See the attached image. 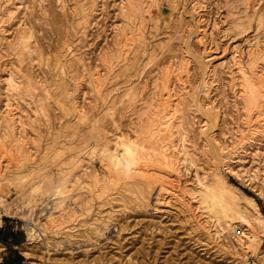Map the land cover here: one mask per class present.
Segmentation results:
<instances>
[{
	"label": "rangeland",
	"instance_id": "obj_1",
	"mask_svg": "<svg viewBox=\"0 0 264 264\" xmlns=\"http://www.w3.org/2000/svg\"><path fill=\"white\" fill-rule=\"evenodd\" d=\"M77 1L80 5L82 2L87 3V0H84L85 2L83 0H0V12L3 10L0 13V19H2L0 21L3 24L0 25V91L2 90L0 92V109H3V103L6 101L3 94H6L7 98L9 96L8 102L11 100L10 102L15 116L17 118L18 116L19 118L24 116L23 118L26 120L18 118L17 120H20L23 126H17L20 128L27 126L24 127L26 130L21 129L26 134L25 136L30 143V147H32V152L35 150L33 157L37 160L42 155L50 154L49 156L52 159L49 158L47 167L49 172H53L54 175L52 177L48 176V178L45 173L43 174L45 169L39 171L33 170L31 173L28 172L31 168L26 164L27 159L23 157L26 156L27 158V151H12L11 160H9L10 169L15 173L18 172L23 177V180L25 178L26 180L22 182L24 185L22 184L23 186L21 185L20 187H17L10 180L8 181L9 186L7 190L8 194H6V203L11 209H9L11 212L5 213L3 209L0 210L2 212L0 231H10L11 229L16 231L18 239L21 241L18 249L24 256L25 264H32L33 260H35L34 262L42 264L45 256L47 257V264H254V261H259L258 256L262 258L264 254V231L261 233L259 231L261 244L258 250L255 253L249 250L244 255L231 229H226V232L223 231L221 236L220 234H213V226L209 227V223L205 222V216L200 215V211L197 209L198 207L195 208L197 206V204L195 205V199H190L187 197L188 195H185L187 197L184 196L187 205L185 204L186 206L184 205L182 207L183 204L180 206L181 202L179 201V204L178 201L172 199L173 197L171 199L169 197H167L168 199H163L161 195H157L156 192L158 190L156 185V189L153 188V193L150 194L149 204L145 207L143 202L146 199L142 198L149 189L143 185L141 186L142 190L138 188L139 186H136L137 188L135 189L133 185L135 194L131 189L132 187L120 184L122 186L114 187L115 191L113 189L112 191L109 190L106 193V196L108 194L107 197L104 194L103 197L93 201L91 205L84 204L81 196L77 194L78 190H75L74 199L76 203L78 202V205L73 204L71 201L68 207L72 210L69 211L67 207L69 214L72 213L73 216L69 215V217L68 213L64 214V211L62 213L64 216L55 215L60 226L70 225V227H74L72 228L73 230L68 232L70 235L67 232H63L64 229L61 230V233H51L48 236L49 238L47 237L48 243L50 244L48 245L47 252L42 240H27L28 230L31 228L37 230L38 223L51 210L59 213L58 208L54 209L53 207L57 195L55 187L51 188L52 185L49 186L48 183L51 181L55 185L60 168L62 167H68L73 171L75 170L74 173L78 172L79 167L76 166V163H73L75 159L72 160L73 162L71 164L67 154H82L88 149L91 150V147H95L96 138L94 135L92 137L90 133L92 123H94L93 125H99V129L102 128V131L100 130L101 135L103 133L107 137L109 136L108 138H112L114 136L113 134H118L121 131L127 132L128 134L134 133L133 127L135 124L133 123L134 121L136 122V117L135 115H128L130 112H127L125 107L128 104V102L126 103L128 93L126 94L127 96L123 95L129 92L126 90L127 88L130 90L131 86L137 84L135 89H133L135 91L133 95H137L135 97V101H137L136 105H138L137 108H140L139 111L142 113L144 108L148 106V102L151 101L154 103L156 101L152 100L157 95L159 84H157V87L154 84L160 79L159 75L163 67L165 68V64L168 65L173 60L177 64L181 59L184 60V62L182 60V62H179L183 66L181 67V64L178 63L180 65L178 67L179 70H184L185 68L188 70V72H185L188 76L182 71V76H186L185 79L183 77L184 82H190L189 86L187 85V89L195 92L193 96L195 94L198 95L194 97L196 99L199 98V104L203 106L208 105L209 107L212 105L217 110L219 109V117L215 123V127H211L214 134H211L217 138L216 141L218 139L221 140L218 143L220 142L222 145H226L231 143L232 135L230 133L232 134L239 123L240 117L238 109L242 104V99L239 96L240 86L237 84L240 82V78H238L240 67L237 65V60H241L243 65L247 67L249 65L250 67V64L252 65L251 60H254L255 54L257 55L256 61L264 56V52L262 51L264 50V0H199L201 7L198 10L199 15L195 14V16L191 15L192 13L189 9L191 0H146L147 2L144 3L143 11L147 9L149 12L144 11V20L139 15V11L130 12L131 10L128 8L127 0H94L95 2L88 0V3H93V5H90V10L93 11L94 6L96 8L88 16L89 21L87 19L86 27L83 31L81 29L83 33H78L79 27L76 25L79 23L77 20L81 19L79 12H76L79 10ZM146 4L148 5L146 6ZM3 6L7 8L5 7L3 9ZM126 9L128 10L127 13H125L127 11ZM129 14L131 18L128 16ZM258 17H261L262 20L258 19ZM134 26L135 28L144 27L145 36L148 40L145 39L148 48L146 47V50L145 46L138 45L137 41H131L132 44L130 46H133H129L130 51L127 54L124 53L125 55L122 56L123 53H120V47L123 46L122 41L125 43L130 40L127 39V35L133 34V31L131 32L129 30L130 27L134 30ZM202 26L205 29L199 32L200 30H197L196 27L202 29ZM190 30L192 31L190 32ZM139 31L141 30L136 32ZM203 31H205V34ZM20 36L21 38H19ZM129 37L135 38V36ZM23 39L26 42L29 41L27 42L28 45H26L27 50L26 48L23 49L24 47H20ZM65 40H67L66 42L72 43L71 47L73 50V55L70 54L65 58L70 59L69 61L68 59L67 61L65 60L66 69L62 73H65V76H62H64L63 80L67 84V92H65V96L67 95L66 99L63 97L64 91L60 92L61 89L59 86V88L55 89V84H57L59 78L55 75L56 71H58L55 67V59L59 55L64 56L63 54L66 53L64 51L65 45H63L66 43ZM116 42L121 43L119 44L120 46ZM7 43L10 45L7 46ZM15 46L17 47L14 48ZM75 47L76 50H74ZM18 48L19 51L21 50L20 52ZM22 51L23 54L21 53ZM252 55H254L253 58ZM248 56L249 59L247 60ZM263 59L258 60L256 68V74L259 76L264 74ZM242 60H245L244 62L246 63L244 64ZM123 61L126 62V66L123 64ZM174 62L172 63L174 64ZM184 63L188 65L184 67ZM81 64L84 69L80 66ZM87 66L91 69H86ZM95 70L101 73L100 79L103 81L100 82L103 83L100 87L95 86L96 82H92L95 79L90 77ZM10 75L11 77L13 76L12 78L15 84L12 83L14 85L10 82L12 79L9 78ZM54 76L57 78V81H55L56 78ZM4 79L7 80L6 83L8 81L10 83L5 84ZM53 80L54 83H52ZM203 80L206 81L207 85H203ZM29 82L32 85H29ZM60 82L61 80H59ZM144 83L145 85H142ZM16 84L20 89L15 90L18 88ZM233 84L235 85L233 86ZM42 86H45L47 89ZM143 86L147 89H142V91L140 87L143 88ZM98 87L101 89H98ZM179 87H177L178 90L180 89ZM190 87L194 90H191ZM13 88L15 91H12ZM4 89L11 91L9 93ZM154 89L156 92H154ZM152 94L153 96L155 95L153 99ZM58 95H60V99H58ZM12 96L15 97L13 98ZM46 97H50L51 99L55 97L56 99L51 100ZM12 98H16V100ZM68 98L69 100L78 102V104L85 105L83 106L86 107V115L88 120H90L88 123L77 122L72 111L68 113V111L62 109L63 106H60L62 103L61 99L65 102ZM120 98L124 100L120 102ZM26 100H29L30 104L33 102L34 105L31 104V106L28 102L27 104ZM55 100L57 104L54 102ZM142 101H148L147 105L145 104L146 102L143 104ZM152 103L151 107L153 105ZM12 104H16L17 107L15 106V108ZM17 108L21 110L19 111ZM194 109V107L188 105L186 112L184 111L186 114L183 112V118L185 119H183V122L182 119L180 120L184 127L186 125L187 128L185 127V130H189V133L186 131L189 140L196 149L200 150L194 156L198 167L192 168L189 171V176L187 175L183 178L185 180L188 177L186 180L189 179L188 181L191 183L192 179L196 178V175L203 176L204 174V176L207 175L208 177L210 174V169L208 168L209 162L206 161L207 157L203 156L202 152L204 150L205 138L200 133L201 128L199 126L204 116H201V113ZM22 110L23 114L21 113ZM24 111L28 113L24 114ZM17 112L18 116L16 115ZM31 115L34 116L32 117ZM142 117H146V115L140 116L141 119ZM32 119L33 121L35 119V121L33 122ZM96 119H98L97 122ZM20 123L17 122V124ZM260 137L257 135L252 144L250 142H244L246 144L245 146L243 144V150L245 148L247 152H243V150L239 151V154H235L236 157H233L235 159L231 160L232 162L225 160L228 168H231L233 171L231 169L226 170L228 168L224 165L222 167V173L226 175L228 182L238 187L239 191L234 192V196L237 197L239 202L247 206V201L243 194L252 196L257 202L258 209L264 214V197L260 193L262 184L264 183V180L262 182L264 175L259 177L257 181L256 179L249 181L239 180L232 173L237 167H242V169L246 168L243 169L244 171L253 169V166L257 165V162H255L257 157L263 158L264 137ZM223 141L225 142L223 143ZM248 143L250 145H247ZM98 147L96 146V149ZM18 152L21 154L19 155ZM25 152L27 155L22 154ZM256 152L257 154H255ZM8 154L10 155V153ZM13 156L15 159L17 157L18 161L21 160L20 163H24L25 167L19 169L18 165L20 163L18 164L12 158ZM238 156L239 158L241 157V162H239L240 160L236 162ZM253 157L254 159H252ZM2 158L0 157V164L7 161L6 156L5 158L2 156ZM21 158H24L26 161L24 160V162ZM93 160L99 175L101 177L103 175L108 176L106 167L99 161L98 157ZM238 163H241V166ZM247 167L249 168L247 169ZM258 167L260 168V166ZM196 169L200 170L196 171ZM193 171L195 173L197 172V174ZM41 176L49 182L47 183L43 180V182L47 183H43V190L41 192H32L31 183L35 182L34 179L38 181L42 178ZM30 177L33 178L30 179ZM183 179L182 182H184ZM207 179L210 180V176ZM46 187L48 188L46 189ZM123 187L127 190H124ZM128 188H130L132 193ZM45 190L47 191L45 192ZM141 191H145L144 195H142L143 192L142 194L140 193ZM109 194L112 198H110ZM136 196L137 199L139 197V200L136 199ZM111 199L114 201H111ZM141 200L143 201L141 202ZM137 201L141 202V205ZM67 203H69V200ZM64 207L66 208V205ZM258 230H261V228ZM61 241L63 243L59 245ZM0 245H2V249L0 250L1 254L5 251V247L1 242ZM24 246L30 255L27 256L24 253L22 249ZM29 256H31L30 259L28 258Z\"/></svg>",
	"mask_w": 264,
	"mask_h": 264
},
{
	"label": "bare ground",
	"instance_id": "obj_2",
	"mask_svg": "<svg viewBox=\"0 0 264 264\" xmlns=\"http://www.w3.org/2000/svg\"><path fill=\"white\" fill-rule=\"evenodd\" d=\"M93 1L94 0H92V2ZM127 1H128V3H127L128 8H130V10H131L130 12L132 13V12L139 11V15H141L142 20H144L143 14H144L145 10L147 11V9H145L143 11V7H144V3H146L147 1L146 0H127ZM199 2H200L199 0H191L190 8H189L191 10V13H192L191 15H193V16H195V14L199 15L198 10L201 7L199 5L201 2L200 3ZM78 3H77V5L79 6V8H78L79 10L76 12H79V16L81 17V19L77 20L79 22L78 24H76V21H75V24L78 25L79 30L77 29V27H75V28L78 30V33H83L82 31L86 27L88 16L90 15L91 12L92 13L94 12L96 7L94 6L93 11L90 10V8H91L90 5L91 4L93 5V3H88V0H87V3L82 2L81 5H80V3L79 4ZM147 5L148 4H146V6ZM5 7L3 6V9ZM76 8H77V6H76ZM5 10H7V9H5ZM127 12H128V10L125 13H127ZM147 12H149V11H147ZM150 15H151V13H150ZM260 15H262V14H260ZM128 16H130V18H131L130 14ZM193 16H191V17H193ZM261 17L260 18L258 17V19L262 20ZM1 18H2V16H1ZM139 18H140V16H139ZM197 18H199V17H197ZM0 20H2V19H0ZM88 21H89V19H88ZM140 21H141V19H140ZM0 22H1L0 23V25H1L2 21H0ZM199 22H200V20H199ZM73 23H74V20H73ZM263 23H264V20H263ZM195 25H194V27H195ZM135 26H134V30H132L131 27L129 30L131 32L133 31L132 32L133 34L131 33L132 35H129V36H135V38L134 37L130 38L127 35V39L128 40L130 39V40L128 42H125V43H124V41H122L123 46L120 47V49H121L120 53L121 52L123 53V55L121 54L122 56L125 55L124 53L127 54L128 51H130L129 50L130 47L133 46V45L132 46H130V45L132 44L133 41L134 42L137 41L138 45L145 46V49L147 47L146 42L148 40L146 39V36H145V30L143 29L144 27H136L135 28ZM145 27H147V26H145ZM0 28H1V26H0ZM137 28H138V30H141V31L136 32V31H138ZM81 29H82V31H81ZM196 29L200 30L199 32H201V30H204L205 28H203V26H202V29L200 27H196ZM73 30H75V29H73ZM191 31L192 30H190V32ZM205 31H203L204 34H205ZM18 35H19V32H18ZM80 36H81V34H80ZM196 37H198V36H196ZM19 38H21V36ZM28 39H30V38H28ZM66 41L67 40H65V42ZM27 42H29V41H27ZM27 42L23 39L20 47L21 48L24 47L23 49H25L26 45H28ZM19 43H20V41H19ZM149 43H148V45H149ZM71 44L72 43H69V42H66L65 44H63V45H65V50L64 49L63 50L66 53L65 54L62 53L64 56L59 55L55 59V61H56L55 67L58 70V71H56L55 75H57V77H59L58 81H57V78L54 76L56 78V80L55 79L54 80L57 81V84H58V85L55 84V89L60 87L61 91L59 89L58 90L60 92L64 91L63 97H65V99L67 96V95L65 96V94H66L65 92H67V84L63 80L65 73L64 74H62V73L66 69L65 66H66V61L68 59V58L65 59L66 56H68L70 54L73 55V50H72ZM119 44H121V43H117L118 46H120ZM9 45L7 43V46H9ZM138 45H137V47H139ZM16 47L17 46H15L14 48H16ZM26 50H27V48H26ZM26 50H23V51H26ZM74 50H76V47L74 48ZM116 50H118V49H116ZM18 51H19V48H18ZM23 51L21 52L22 54H23ZM262 51L264 52V50H262ZM24 55H25V53H24ZM114 56H116V54H114ZM249 56H248L247 60L249 59ZM253 56L254 55H252V58H253ZM256 56L257 55L255 54L254 60L253 61L251 60L252 65L250 64V67H249V65H248V67L243 65L241 63V60L240 61L237 60L238 61L237 65H238V67H240L239 68V76H238V78H240V82H238L237 84H239V86H240L239 96L242 99V104L240 105V107L238 109L239 117H240L239 121H238L239 123L237 124L236 129H234L233 132L231 131L232 134L230 133V135H232L231 143H228L226 145H222L220 142L218 143V141H221L220 139H218V141H216L217 138L213 136L214 133L212 132V128H211L213 126L215 127V123L219 117V109L217 110L212 105L209 107L208 105L203 106L202 104H199L200 103L198 101L199 98L196 99L194 97L196 94L193 96V93H195V92L189 91V89H187L188 88L187 85L189 86L190 82L188 80H187L188 81L187 83L184 82L185 81L184 79L186 76L185 75L182 76V73H183L182 71H184V73H185V72H188V70H187V68H185L186 71H185V69L179 70V67H178V66H180L179 64H181V67L183 66V64L179 63V62H182V61L184 62V60L181 59L182 60L181 61L180 59L177 58L178 60H180L178 62L179 64L177 63L178 65L176 64V61L174 62V60H173V61H170V63L168 65L165 64V68L163 67V69H162V67H161L162 70L159 68L161 70V74L159 73L160 79L157 80L155 78L159 82L157 83V81H156V84H154L156 87L158 86L157 84H159V90L156 88L158 91L157 95H156L154 93V92H156L154 89L153 93L156 95V96L154 95L155 99H153L154 98L153 94H152L153 100L150 97V99L152 101H154V100H156V101L154 103H152L150 100H149L150 102L145 101L146 103L142 101L143 104L145 103L146 105L148 102V106H146L144 108L142 113L139 111L140 108L139 109L137 108L138 105H136L137 101H135V97L137 95L136 96L133 95L135 93V91L133 89H135L137 84L133 85V86L130 85L131 86L130 90H129V88L126 89L129 92H126L123 95L125 96L128 93L127 94L128 96L126 95L127 96L126 103L128 102V104L125 106L127 109V112H130V114H128V115L129 116L135 115V117H136V122L134 121V123H133V124H135V126L133 127L134 133L131 132L132 134H128L127 132L125 133V132L121 131L118 134L117 133L113 134L114 136L112 138H108L109 136L107 137V135H104L103 133L101 135L100 130L102 131V128L100 127L101 129H99V127H98L99 125L98 126L96 124L93 125L94 123H92V125L90 124L92 126L90 133H91V136L94 135L96 138L95 147L94 148L91 147V150L88 149L85 152H83L82 154H79V153H77V154H75V153L69 154L68 153L67 154L68 160L71 161L70 162L71 164L73 162L72 160L75 159L73 163L74 164L76 163V166L79 167L77 173H74L75 170L74 171L70 170L68 167L67 168H65V167L60 168V171H59L60 173L57 177L55 185H53L51 181L49 182V181L43 179L44 178L43 176H41L42 178H40L38 181H36L34 179L35 182L31 183V191L32 192H39V191L41 192V190H43V183L47 184L49 182L50 184L48 183V185L49 186L52 185L51 188L55 187L57 195H56V200L54 201L53 207H54V209L58 208L59 213H57V211L51 210V212H49L45 216V218L38 223V229L37 230L35 228H31L28 230L27 240H29V241L30 240L33 241L36 239H40V241L42 240L43 241L42 243H43V245L46 249V252H47L48 251V245H50L48 243L47 237L51 233H53V234L59 233V232L61 233L62 232L61 230L64 229L63 232H67V234H68V232L70 230H73L72 228H74V227H70V225H66V226L61 225L60 226L58 224V220L56 219V216H58V215L64 216V214H67V213H68V216L69 215L73 216L72 213L69 214V211H71L72 209H70L68 207V205L71 204V201L73 204L78 205L77 204L78 202L76 203V201L74 199V196H75L74 191L75 190H78L77 194H79V196H81V200L83 201L84 204H88V205L90 204L91 205V203L93 201L99 199L100 197H103L104 194H105V197H107L108 194L106 196V193L109 192V190H111V191H112V189L114 190L115 186H122L120 184H123L124 186L132 187L131 188L132 190L134 189L133 185L135 186V189L139 186L138 188L140 190H142L141 186L143 185L145 188L147 187L149 189V190H147L148 192H146L145 195H144L145 191L140 192L141 194L143 192L142 195H144L142 199H146L143 202L144 207H145V206H148L150 194L153 193L152 189L155 188V185H156L157 190H158L156 192L157 195L158 194L161 195V197L163 199H168L167 197H169L171 199V197H173L172 199H174L175 201H178L179 204L181 202L180 206H182V204H183L182 207H184V205L186 204L185 203V201H186L185 195H188L187 197L190 199H195V201H196L195 205L197 204V206H195V208L198 207L197 209H199L200 215L205 216V222L209 223V225H210V226L209 225L208 226L209 227L213 226V229H214L213 234H217V235L220 234V236H221V233L223 231H225L226 229H228V230L231 229L233 231V233L235 234L234 237L238 243V246L243 250V254L246 255L247 253H245V252H248L249 250L254 251V253H255L261 244V235L259 234V231H260V233L264 231V214L258 209L257 202L255 201V199L252 196L243 194L245 200L247 201V206L243 205L241 202H239L237 200V197L234 196L235 195L234 192L239 191V189L237 186H235V184H232V183L227 181L226 175L222 173V167H224V165L227 166L226 161L230 162L231 160H234L235 158H233V157L235 156V154L237 155V154H239V151L243 150L244 142H250L252 144L253 140L257 137V135L264 137V76H263L264 74L262 76H259L256 74L257 73L256 68H257L258 60H259V59L257 61L255 60ZM22 57H20V58H22ZM27 57H28V55H27ZM263 57H261V59H263ZM76 58L79 59L78 57H76ZM121 58H123V57H121ZM26 59H28V58H26ZM69 59H68V61H69ZM74 59H75V57H74ZM74 59H72V60H74ZM100 59H101V57H100ZM102 59L104 60L103 57H102ZM24 61H26V60H24ZM244 61L242 60V62H244ZM70 62H71V60H70ZM172 62H174V64ZM20 63H21V60H20ZM80 63H82V62H80ZM105 63H106V61H105ZM125 63L126 62H124L123 64H125ZM245 63L246 62H244V64ZM184 65H185L184 67H186L188 64L186 65V63H184ZM80 66H82V69H84L82 64ZM125 66H126V64H125ZM89 67H91V66L89 65ZM89 67L87 66L86 69H91ZM260 68H262V67H260ZM98 70L100 71V69H98ZM99 71L95 70V72L92 73L90 75V77L92 79H95V80L91 79L92 82L93 81L96 82L95 86L97 85L100 87V85L103 83V82L101 83L100 81H103V80L100 79L101 73ZM66 72H67V70H66ZM185 74H187V73H185ZM11 75H10V77L9 76L8 77L12 78L13 76L11 77ZM62 75H64V76H62ZM187 76H188V74H187ZM22 77H21V79H22ZM183 77H184V79H183ZM32 78H35V77H32ZM11 80H10V82L14 83L13 78ZM54 80L52 83H54ZM59 80H61L60 83H59ZM6 81L7 80H5V84L10 83L9 81H8V83H6ZM30 82H31V80H30ZM30 82H29V85L30 84L32 85V83H30ZM67 82H68V80H67ZM13 83H12V85L15 84V83L14 84ZM184 83H186V85H184ZM202 83L204 86L207 85L206 81H204V80L202 81ZM146 84H148V83H146ZM142 85H145V83ZM234 85L235 84H233V86ZM16 86H18V85L16 84ZM20 86L22 87L21 84H20ZM51 86H52V84H51ZM178 86H180L179 90L177 88ZM42 87H45V86H42ZM99 87H98V89H101ZM140 88H141V90L147 89V88H145V86H143V88L142 87H140ZM193 88H195V87H193ZM193 88L190 87L191 90ZM18 89H20L19 86L15 90H18ZM4 90L6 91L7 89H4ZM15 90L13 88L12 91H15ZM138 90L140 91V89H138ZM10 91H8V92L10 93ZM45 91H47V90H45ZM196 91L198 92L197 89H196ZM47 92H49V91H47ZM47 92H45V93H47ZM11 93L15 94L14 92H11ZM140 94H141V92H140ZM3 95H4V98L6 101L3 103V109L2 110L0 109V157L2 158V156H3L5 158V156H6L7 161H5V163L2 162L3 164H0V210L3 209V212L5 211V213L6 212L10 213L11 209L9 208L8 204L6 203V194H8L7 190H8V186H9L8 181L10 180L17 187L18 186L20 187L23 184L22 182L24 180H26V178L23 180V177L20 176L18 172L15 173V172H13L12 169H10L9 160H11L12 151H15V150H18V151L20 150L21 152H22V150L27 151L28 155L26 152L22 153V154L27 155V158H26V156H23L25 159H27V161L24 158H21V159H23V161L25 160L27 162L26 164H28L30 166L31 169H29L28 172L31 173L33 170L39 171V170L45 169V171H43V174L45 173L47 175V177L48 176L52 177L54 175H53V172L52 173L49 172L48 167H47V162L50 158V156H49L50 154H45L44 156L42 155L37 160H35V158L33 157L35 154V152H34L35 150L33 151L34 152L33 153L31 150L32 147H30V143L25 136L26 134H24L22 129H21V128L24 129V127H27V126H24L21 128L17 126V125L23 126V125H21L22 123H20V120H17L19 118L18 112L16 114L18 116V118H17L15 116L14 109L11 106V102H10L11 100H9L10 103L8 102L9 96L7 98L6 94H3ZM5 95H6V97H5ZM48 95H50V94H48ZM98 95H99V93H98ZM141 95H143V94H141ZM52 96H50V97H52ZM59 96L60 95H58L57 97H59ZM196 96H198V95H196ZM37 97H40V96H37ZM50 97H48V98L51 99ZM121 97H123V96H121ZM140 97H142V96H140ZM123 98H126V97H123ZM52 99H56V98L54 97ZM58 99H60V97ZM13 100H16V98ZM29 100L28 101L26 100V103L27 102L29 103ZM36 100H38V99H36ZM121 100L122 99L120 98V102H121ZM140 100H141V98H140ZM17 101H15V102L17 103ZM61 101H62L61 105L59 103L58 104L60 106H63L62 109L64 111L66 110V111H68V113L70 111H72V114L76 118L77 122L88 123V121H90V120H88V117L86 115L87 110H86V107H84L85 106L84 104H83L84 105L83 106L81 104H78V102H74L72 100H69V98L65 102H63L62 99H61ZM31 102H32V100H31ZM54 102L56 103V100ZM149 103H150V105H149ZM151 103L153 104L152 107H151ZM31 104H33V102ZM31 104L29 103V105H31ZM12 105L14 107L16 106V104L15 105L12 104ZM188 105L194 107L196 110H198L201 113L200 114L201 116H204L202 118V121L200 122L201 124L199 125L201 129L200 128L199 129L201 130L200 133L205 138V141H204L205 144H204V148H203L204 150H202V152H203V156L207 157L206 161L209 162L208 168L210 169V174L208 175V177H207V175L204 176V174H203V176L202 175L201 176L196 175V178H194L195 181L193 182L194 179H192V183L188 181L189 179L186 180L188 177L185 180L183 178H185L187 175L189 176V171L192 168L198 167L197 166L198 163L196 164V161H195L196 159L194 158V156L196 155L197 151L200 152V150H198L194 147L193 143L189 140V138L187 136L188 134L186 135V133L189 130L188 131L185 130L187 128L186 125H185V127H186L185 128L184 125H182L183 123L181 124V122H180L181 119H182V122H183V119H185V118H183L184 117L183 112L184 111L186 112V108ZM59 108H61V107H59ZM34 109H36V108H34ZM62 109H60V110H62ZM17 110L20 111L21 109L17 108ZM63 110H62V112H63ZM22 112H23V110L21 111V113ZM185 112H184V114H186ZM25 113L27 114L28 112L24 111V114ZM64 114H65V112H64ZM142 115L143 116L146 115V117H142V119H141L140 116H142ZM23 117L21 116V118H23ZM28 117H29V114H28ZM21 118H19V119H21ZM23 120H25V119L23 118ZM29 120H30V118H29ZM97 120L98 119H96V122H97ZM32 121H33V119H32ZM34 121H35V119H34ZM91 121H92V119H91ZM17 122H19L20 124H17ZM27 122H28V120H27ZM32 128H31V130H32ZM24 130H26V129H24ZM211 133H213V134H211ZM99 134H100V136H99ZM27 136H28V134H27ZM28 139H30V138L28 137ZM224 142L225 141H223V143ZM245 144H244V146H245ZM247 145H250V144L248 143ZM96 146H99V147L96 149ZM55 149H57V148H55ZM59 149H60V147H59ZM243 152H247L245 150V148H244ZM8 153H10V155ZM4 154H5V156H4ZM20 154L21 153H19V155ZM199 154L201 155V153H199ZM255 154H257V152ZM255 154H254V156H255ZM240 155H241V152H240ZM96 157H98L99 161L106 167V170H107L106 172H107L108 176L103 175L101 177L99 175V173H98V171L95 168V165L93 163L94 162L93 159ZM12 158L15 159L14 156ZM240 158L238 156L236 162L238 160H240ZM17 159L18 158L16 157L15 160L19 164L21 162V160L18 161ZM50 159H52V158H50ZM252 159H254V157ZM241 161L242 160H240L239 162H241ZM255 162H257V165L256 166L254 165L253 166L254 168L252 167L253 169H248L249 167H247L248 170L244 171L243 169H246V168L242 169V167H240V168L237 167L236 170L234 172H232L233 170L231 168H228V166H227L228 169H226V170L231 169L232 171H230V172L235 174V176H237V178H239V180L241 179V180L251 181V180L256 179V181H257V179L259 177H262V175H264V155H263L262 159H261V157L260 158L257 157V160H255ZM260 163H261V165H259ZM240 164H239V166H241ZM18 166H19V169L25 167L24 163H22V164L20 163ZM258 166H260V168ZM46 167H47V169H46ZM250 168H251V166H250ZM19 169H18V171H19ZM197 170L198 169H196V171ZM47 172H49V173H47ZM195 174H197V172ZM209 176L211 178L210 180L207 179V178H209ZM27 178H28V176H27ZM32 178L33 177H30V179H32ZM262 178H264V177H262ZM182 179L184 180V182H182ZM43 180L46 181L47 183L43 182ZM260 180H261V178H260ZM263 180L264 179H262V182H263ZM47 188L48 187H46V189ZM123 189L127 190V189H125V187H123ZM261 189H260L261 190V192H260L261 196L264 197V183L262 184ZM128 190L131 192L130 188H128ZM46 191L47 190H45V192ZM133 191L135 192V190H133ZM136 191L138 192V190H136ZM154 193H155V191H154ZM77 194H76V196H77ZM135 194H136V192H135ZM137 195H138V193H137ZM109 196H110V194H109ZM140 197H142V196L140 195ZM110 198H112V197L110 196ZM134 198H135V196H134ZM158 198L160 199V197H158ZM77 199H79V198H77ZM136 199H137V196H136ZM68 200H69V203H67ZM137 200H139V197ZM111 201H114V200L111 199ZM142 201L143 200H141V202ZM137 202H139V201H137ZM141 202H139V205H141L140 204ZM150 202H151V200H150ZM109 203H110V201H109ZM63 204L66 205V208L64 207L65 205L63 206ZM67 207H68L69 211L67 210ZM141 207H143V206H141ZM247 207H249L250 209ZM64 209H66L67 211ZM188 210H189V208H188ZM63 211H64V214L62 215ZM13 214H14V212H13ZM1 216H2V212H0V224L2 222ZM199 224H200V222H199ZM259 228H261V230H258ZM68 235H70V233ZM71 236H72V233H71ZM62 243H63V241L59 242V245ZM71 243H73V242H71ZM1 247H2V245H0V250L2 249ZM22 249L27 256L30 255L29 251H27V248L25 246ZM28 258L30 259L31 256H29ZM46 258L47 257L45 256L43 259L44 262H42V264H47ZM260 258L261 257L258 256L259 261H260ZM34 261L35 260H33L32 264H41V263L34 262ZM259 261H257V260L254 261V264H264V254H263L261 261H260L262 263H260Z\"/></svg>",
	"mask_w": 264,
	"mask_h": 264
},
{
	"label": "crops",
	"instance_id": "obj_3",
	"mask_svg": "<svg viewBox=\"0 0 264 264\" xmlns=\"http://www.w3.org/2000/svg\"><path fill=\"white\" fill-rule=\"evenodd\" d=\"M0 242L3 243V241ZM20 244L21 241L18 239L16 231H13V233L8 234L6 242L3 243L5 251L0 254V264H25L24 256L22 252L18 249ZM17 254L23 258L22 260H20V263L19 261L15 262Z\"/></svg>",
	"mask_w": 264,
	"mask_h": 264
},
{
	"label": "trees",
	"instance_id": "obj_4",
	"mask_svg": "<svg viewBox=\"0 0 264 264\" xmlns=\"http://www.w3.org/2000/svg\"><path fill=\"white\" fill-rule=\"evenodd\" d=\"M1 235H0V241L6 242L8 234L13 233V230L11 229L10 231H0ZM23 258L17 254V257L15 258V262L20 263V260H22Z\"/></svg>",
	"mask_w": 264,
	"mask_h": 264
}]
</instances>
